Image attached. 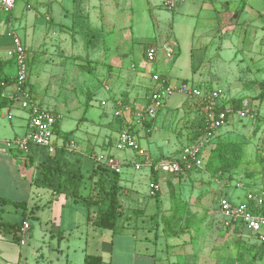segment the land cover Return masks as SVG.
Here are the masks:
<instances>
[{
  "label": "rangeland",
  "instance_id": "1",
  "mask_svg": "<svg viewBox=\"0 0 264 264\" xmlns=\"http://www.w3.org/2000/svg\"><path fill=\"white\" fill-rule=\"evenodd\" d=\"M93 1L98 9L99 6L103 9L101 11L104 13H101V17L105 16L106 18V20L104 19L102 22L103 29L101 30V35L104 38L103 40H106L104 44L107 51L105 62L112 63L114 65V71L117 72L120 70L122 74L128 75L132 73L130 68L131 64H136L138 66L142 60L144 61L141 53L143 47L155 45L158 49H162L163 45L164 47L170 46L173 45L174 42L175 56L171 67L175 77L170 79L165 76L170 79V82H180L186 79L189 82L200 83L202 86L205 84L213 87L218 86L224 90L225 94L229 96L228 98L237 96L245 97L249 100L253 110L258 108L259 103L253 100L255 89L247 91L242 90V84L239 85L238 81L233 80L231 63H228L227 66H223L222 62L217 59L209 58L208 52H204L205 48L201 46V44L204 43L203 38H205V36L203 37L200 35L203 26L200 24L199 20H196L197 12L199 11V1L176 0V5L173 9H169L164 5L165 0ZM251 1L254 6L260 7L264 5V0ZM17 2L23 4V0ZM37 2H39V0H29L34 10L40 7ZM178 5L183 11L182 16L177 15ZM104 6H107L110 10L108 11L107 9L105 12ZM193 10H195L194 13L191 12ZM203 12L205 13L204 10ZM203 12L200 13L201 18L204 17ZM90 24L92 27H99L100 24L98 17L96 18L92 13ZM76 32H73L74 36H71L72 33L69 31L68 41L72 39L74 42L73 53L79 54V57H83L78 61H83L80 63L82 81H85L86 85L90 84L89 86H94V96L91 103L93 107L90 109V113L93 111V113L96 112L100 118L102 117L99 121L101 122L100 125L97 126H100L99 130L103 129V131H107V128L110 127L111 115L107 106V108H102L101 104L98 105L100 102L99 99L101 97H107L110 92L112 93V98H123L124 94L126 97V79L119 76V74L115 75L112 66L110 70H106V68L102 67L103 62L99 63L98 67H96V64L92 65V61L88 59L90 56L89 52L84 44V37H86L84 36V32L88 33V30L83 29L80 33ZM39 43H37V45L33 44L34 47H32L28 58V71L30 75L28 88L30 94L33 99L36 97L37 99L42 98L44 104L50 106L53 104L57 105L56 102L58 100L68 99L66 109L62 110L63 117L61 119V129L66 131L71 130L75 133L77 130V117H75L76 113L74 114V112L77 110L70 108L69 101L75 98L78 99L79 102H82L81 100L85 99L87 95V92L83 91L86 85L83 86L82 82L77 83L78 85L73 84L75 90L72 92L71 89H65L63 88L64 85H61L65 79L57 78L55 79L58 80L56 81V86H58L56 94L54 96L50 95V88L46 86L50 78L47 77L48 74L44 73V66L46 63L50 65L51 59H49L50 61L48 60V62L45 61L48 56L45 57L40 52ZM59 57L60 56L57 55H51L54 66L60 62L64 64H69L71 62V58L68 57L67 54H65L63 59ZM76 63L77 61L74 60V69L77 67ZM196 68L198 69L196 70ZM93 69H95V71ZM57 71V69L52 68L50 73L54 74ZM105 71L110 72L109 77L103 76ZM13 72L15 74V69H12V73ZM223 73L228 75L222 76ZM215 76L220 78L219 82L217 81L218 79H214ZM63 78H66V76ZM104 83L109 85V91L103 88ZM236 86L238 89L235 90L234 88ZM161 110L162 108L158 111L157 115ZM157 115L153 119V121L156 120V123H158L160 119V116ZM188 116L189 115L184 114L182 119L185 120ZM254 117L256 118L254 119ZM263 119L264 105L259 106L257 113H255L253 117H246L240 121H237L235 117L232 119L231 122L233 125L234 122L237 121V124L241 123V127H238V124L236 129H233V132L230 131L231 134L226 135L216 148L211 151L205 170L203 168H197L191 171L194 179L189 183L187 182V186L185 185V192L188 191V198L186 199L188 202L185 203L181 198V193L184 194V191L180 187L177 188L168 184L164 187L165 192L162 197L159 191H156L154 196H146L148 187V178L146 175L147 168L143 167L144 169L136 170L133 166H127L129 163H125L123 167L124 172L118 173L112 168L110 163L106 162L109 158L115 159L111 155L102 156V158L99 159L96 154L94 160L95 163L97 162L96 167L93 164L94 166H91V171H93L92 174L90 176H85L79 171H83L86 167H89L88 161H84L83 159L80 162L82 158H75L72 155V152L76 151L75 146L73 148H68L67 153L69 156L67 154L66 158L61 157L63 160V167L65 168V173L72 170L77 173L79 172L82 178L86 177V179H83L79 184L77 195L85 205L81 202L72 204L70 198L60 199V201L65 202V204L67 203L62 216L64 221H67L68 218L71 217L70 221L73 220L75 225L78 224L73 231H68L67 237L60 243V248L63 249V253H69L71 264H78V261H76L78 249L75 253L71 252V249L76 248L79 242L75 238L77 230L79 233L84 232L86 205L89 206L88 214H90V217H88V219L94 224L93 222L95 219H97L109 206V196L116 195L120 205V214L117 218L119 229L130 220L129 223L131 222L132 225L138 222L139 227H137L139 229L135 228L134 230L135 234L138 236L143 234L145 225H150V229H155L157 231V241L152 239L154 235L152 233L150 236L151 238L149 237L150 243L147 244V246L149 245L148 247H155V244L156 247H162V254L156 259L157 264H172L170 261L173 259L176 260V264H264V245L256 241L255 238H253L254 235L248 232L247 228L244 226L240 234L231 232V230H229L231 229L230 226L223 225L222 219L220 220L217 215L218 211L216 207L219 195L218 192L221 189H231L232 186H243L256 180V176L259 174L262 176L264 171ZM95 121L96 120H94L93 123H96ZM188 122L189 120L183 122V127L186 129L195 128L196 125L194 122L190 124ZM158 126L159 128L154 132L155 135L162 134L163 136L171 137L175 139L180 146L181 143L182 146L185 144L184 139L175 136L172 125L164 123L158 124ZM59 133L61 134V131H59ZM116 135L115 132L112 133L113 137ZM75 136L79 137V133L77 132ZM138 141L141 145H147L144 137H139ZM110 143L112 144V141H109V144ZM116 143L117 140H115L114 143L115 147ZM103 146L104 145H102L101 148H103ZM95 152H100V149L96 147ZM113 153L115 157L120 160L128 161L131 159L130 156L133 158V150L129 148L120 149L116 147L113 148ZM67 157L70 158L68 159ZM20 158H22L26 166L36 162L35 166L37 168L41 167V161H44V163L46 162L47 165H55L56 163V159L53 157L46 158L45 156L44 158V154L38 152L30 154L26 158L22 155ZM155 159L158 160V158ZM62 160H60L61 163ZM202 170L209 176L207 175L206 177L205 173H201ZM189 174L190 172L188 175ZM180 176L179 178L184 177L183 175ZM124 177L131 180L133 179L132 181L140 194L144 199L148 200L151 205H155L154 203L156 202L158 211L151 215L150 219H143L144 217H148V215L144 214L145 210L142 206H134L131 202L125 201L128 197L125 192L126 188L119 184V181H122ZM186 179L187 177L183 179L184 182ZM69 182L70 180H68L67 183L73 184ZM205 185H207V189L204 188ZM70 187L71 185L66 189ZM127 191H129V188H127ZM171 199L172 204L170 203ZM178 200L180 202H178ZM158 204H160L161 207H159ZM21 211V208L15 207L12 204H0V220L6 222H20L22 217ZM41 213L44 216V211ZM140 218L142 220H140ZM41 219H43V217ZM31 225V230L25 235V243L23 245L18 241L9 240L11 247H0V259H3L6 264H65L64 256L56 249V247H58L57 236L54 235L51 237L49 232L44 230V224L39 220L32 218ZM172 233L178 238L176 245H171L169 243L170 240L168 237L172 236ZM125 237L127 240H122L119 234L113 236V253L109 258L110 260L108 259L111 264H121L123 260L126 261L130 259V254L121 253L119 250V247L131 246L132 236L125 235ZM165 239L167 241L166 245L164 244ZM66 245L70 247H66ZM174 247L176 248L174 249ZM96 248L98 247L90 248L88 252L100 254V250L96 251ZM139 259L140 258L137 257V260ZM139 262L141 261L135 264H139Z\"/></svg>",
  "mask_w": 264,
  "mask_h": 264
},
{
  "label": "crops",
  "instance_id": "2",
  "mask_svg": "<svg viewBox=\"0 0 264 264\" xmlns=\"http://www.w3.org/2000/svg\"><path fill=\"white\" fill-rule=\"evenodd\" d=\"M17 1L19 0H16L12 9L8 11L0 8V75L12 77L10 84H8L2 91V96L7 100H11V95L15 94L16 91V86L13 81L15 74L14 72L12 73V69H15V64L13 63V59L7 54V50L11 47L12 36H18L21 39L27 50V58H29V53L32 50V47H34L33 44L37 45V43L40 42L38 45L40 52L45 57L48 56L45 61L48 62V60L51 59L50 65H48L49 63H46L44 66V73L48 74L47 77L50 78L46 83V86L50 88V95L54 96L56 94V89L58 87L56 86V81L58 80L55 79L57 78L65 79L61 85L63 84V88L65 89H71L72 92L75 90L73 84L78 85L77 83L82 82V85L85 86L86 82L82 81L81 78L82 70L80 63L83 61L78 62L80 58L83 57H79V54L73 53L74 42L72 39L69 40L71 42L68 41V34L70 31L72 33L71 36H74L76 31L80 33L83 29L88 30V33L84 32V36H86L84 37V44L89 52L90 56L88 59L92 61V65L96 64V67H98V64L103 62L102 67L106 68V70H110L112 66L115 75L119 74V76L126 79V97L124 94L123 98H112V93L110 92L107 97H101L99 99L100 102L102 100L106 101V105L101 106L102 108L106 106L108 107L106 108L111 115L110 127L107 128V131H103V129L99 130L100 126L97 125H100L101 122L99 121L102 117L100 118L96 112L93 113V111H91L90 113V109L93 107L91 103L94 96V86H89L90 84H87L86 88L83 89L84 92H87L86 98L81 100L83 104L75 98L71 99L72 101H69L70 108L77 110L74 112V114L76 113L77 115H75V117H77V130L75 129V133L73 131L70 132L71 130L66 131L61 129V119L63 117L62 110L66 109L68 99L58 100L56 102L57 105L53 104L52 106L48 104L45 105L42 98L37 99L36 97V101L42 108L50 110L56 115L58 133L59 131H61V134L69 132L68 141L65 142L66 149L69 148L67 144L69 142L72 143L73 147H76V151L72 152V155L75 158H82L80 162L83 159L84 161H88L89 167H86L85 170L82 171L85 176L91 175V166L93 167L97 163L94 161L96 154L99 159L102 158V156L105 157L111 155L121 164L124 163L125 165V163H129L127 166H133L134 162H138L141 164L140 169L143 167L147 168L146 175L148 183L154 181L153 179L156 178V181L154 182L158 187L161 197L165 192L164 187L168 184L177 188L180 187L184 191V194L181 193L183 202H188L186 200L188 198V191L185 192V188L187 182L189 183L194 179V177H192V172H190L189 175L186 174L184 177L179 178L180 176H175L173 173H165L156 168V165L161 159L179 152L182 143L180 146L175 139L163 136L162 134L155 135L154 132L159 128L158 124L165 123L172 125V130L175 136L184 139V143L194 139L197 136L194 134L199 131V124H202L203 127L205 124L203 115L200 113L199 102L194 99L186 98L180 94H174L165 101L162 110L157 115L160 116L158 123H156L155 120L147 125L145 123L148 122H136L133 118V113L143 108L149 100V96L154 86L152 82V75L154 73L169 77L170 79L175 77L171 67L174 57L168 60L165 56L164 49L162 48L158 49L156 59L149 63L144 56V51L149 47L146 46L143 47V50L141 51L144 61L142 60L140 62L138 65L139 67L136 64H131L130 68L132 73L128 75L122 74L120 70L116 72L114 71V65L112 63L105 62L107 58L106 46H104L106 40H103L104 38L101 35V30L103 29L102 22L104 19L106 20V18L105 16L101 17V13L103 12L101 10L103 9L101 6H99L98 9L93 0H39L37 3L40 7L36 10L30 5L29 0H23V4H20ZM197 1H199V11L197 12L196 20H199L200 24L203 26L200 35L203 37L205 36V38H203L204 43L201 44V46H204L205 48L204 52H208L209 58L217 59L222 62L223 66H227L228 63H231L230 66L233 71V80L238 81L239 85L242 84L243 91L255 89L253 100L259 103L258 108L260 105H264V5L260 7L254 6L251 0ZM107 9L108 11L110 10V8H107L106 6L105 12ZM194 11L195 10L191 12L194 13ZM201 12H203V18L200 17ZM91 13L95 15L96 18L98 17L100 23L99 27L91 26ZM182 14L183 11L178 5L177 15L182 16ZM90 29H92L93 32ZM173 45H175L174 42ZM162 47H164V45ZM65 54L71 58V62L69 64L60 62L54 66V61H52L51 55H57L60 56V59H63ZM74 60L77 61L76 69L73 67ZM52 68L57 69L58 71L51 74L50 71ZM197 69L198 68H196V70ZM93 70L95 71V69ZM109 74V71H105L103 76L109 77ZM227 75L228 74L223 73L222 76ZM64 76H66V78H63ZM170 79H168V81H170ZM214 79H218V82L220 81L218 76H215ZM29 80L30 75L28 77V87ZM181 81L188 80L184 79ZM194 84L200 85V83ZM203 87L211 89L218 86L213 87L205 84ZM234 89L236 90L238 87L236 86ZM226 97L228 98L229 96L226 95ZM86 99L87 106L85 105ZM233 99L246 98L238 96L229 98V100ZM100 102L98 105H100ZM117 102H121L127 107L122 109V114L118 117L113 114L117 109ZM258 108L253 110L251 107L252 117L257 113ZM184 114L189 115L185 120L182 119ZM233 118L234 117L217 131L212 142H210L205 148L206 156L208 155V150L221 142L226 135H230L231 132H233V129H236L238 124V127H241V123L237 124V121L242 119L237 118V121L234 122L233 125L231 122ZM255 118L256 117H254V119ZM94 120H96V123H93ZM186 120H189V124L194 122L196 125L195 128L186 129L183 127L182 123L186 122ZM26 122V113L20 109L16 100L0 107V199H8L10 201L22 203L24 206H15L13 203H9L22 210L21 221L10 223L20 224L23 220H26L30 227L23 236L18 233L19 231L16 232L18 240L12 238L13 234L11 232H6L0 228V247H11L9 240L18 241L23 245L25 243V235L31 230V219L33 218L44 224V230L48 231L51 237L54 235L57 236L58 247H56V249L64 256L65 264H71L69 253H63V249L60 248V243L67 237L68 231H73L78 224L75 225L73 220L70 221L71 217H69L67 221H64L62 217L67 203L65 204V202L60 201V199L65 197L62 194H56L44 185L41 186L36 184L34 181L36 176V162L26 166L22 158H20L22 157L20 156L21 154L8 149L5 145L7 139L22 136L26 133ZM124 126L129 127L134 131L136 139L144 137L147 144L146 146L141 145L138 139L137 141L140 145V149L144 151L145 155H139L137 152L133 151V158L130 156L131 159L128 161L120 160L115 157V154L113 153V148H116L114 143L118 138L119 129ZM77 132L79 133V137L75 136ZM113 132L117 134L115 137L112 136ZM109 141H112V144H109ZM100 145H104L103 148H101ZM96 147L100 149V152H95ZM155 158H158V160ZM123 167L121 173L124 172ZM201 173L205 172L202 170ZM207 175L208 174L205 173L206 177ZM260 176L261 174L256 176V180L243 186H232L231 189L224 188L218 192L219 195L216 207L218 211L217 215L220 220L222 219V216L218 208L219 198L225 196L233 202H239L244 199L245 194L249 191H264V171L262 176ZM185 177H187V179L184 182L183 179ZM84 179H86V177ZM132 180L124 177L122 181H119V184L126 188L125 192L128 197L125 201L131 202L134 206H142L145 210L144 214L148 215V217H144L143 219H150V216L158 211L156 202L154 203L155 205H151L148 200L144 199ZM127 188H129V191H127ZM204 188L207 189V185H205ZM146 196H149L148 187ZM68 198L72 200H70L72 204H78L80 202L84 204L81 200H74L75 198L73 197ZM178 202L180 201L178 200ZM170 203L172 204V199L170 200ZM0 204L6 203L0 202ZM158 205L161 207L160 204ZM86 206L84 232L79 233L77 230L75 238L79 242L76 248L71 249V252L74 253L78 249V255L76 256L78 264H83V259L87 254H97L88 252V249L93 247H98L95 249L96 251L100 250V254L98 255L102 258V264H111L109 258L113 253V236L116 234L121 235L122 240H127L125 235L132 236L133 238L130 247H119L121 253L123 252L124 254L131 255L130 259L126 261L123 260L121 264H135L138 261H141L139 264H157L156 259L161 256L162 247H156V244L155 247L147 246V244L150 243L149 237L152 233L154 234L152 239L155 241L158 239V234L155 229H150V225H145L143 234L138 236L134 232L135 228L139 229L138 222L132 225L131 222L129 223L130 220H128L126 225H123L119 231L113 233L111 230L99 228L92 224L88 220V217H90V214H88L89 206ZM43 211L44 216L41 213ZM42 217L43 219H41ZM140 220L142 219L140 218ZM229 230L233 232L232 229ZM247 231L250 232L248 229ZM168 238L171 245L177 244L178 238L175 234L172 233V236ZM253 238L258 241L255 236H253ZM21 239H23V243L20 242ZM166 242L165 239V245ZM66 247L70 246L66 245ZM175 248L176 247H174V249ZM137 257L140 259L137 260ZM170 262L172 264L177 263L175 259ZM0 264L6 263L3 259H0Z\"/></svg>",
  "mask_w": 264,
  "mask_h": 264
},
{
  "label": "built area",
  "instance_id": "3",
  "mask_svg": "<svg viewBox=\"0 0 264 264\" xmlns=\"http://www.w3.org/2000/svg\"><path fill=\"white\" fill-rule=\"evenodd\" d=\"M16 0H0V8L3 10L12 9ZM164 5L173 9L176 0H165ZM165 56L171 59L175 55L174 45L163 47ZM7 54L13 59L15 64L14 83L16 86L15 94L11 95L19 104L20 109L26 113V133L5 141L8 149L14 150L21 155H27L31 147H41L48 153H54L58 144H62L55 133L57 117L50 110L42 108L39 103L32 98L28 88V58L26 47L18 36L11 37V47ZM158 47L149 46L144 51L145 59L152 62L156 59ZM154 84L147 104L133 113L136 122H150L156 117L158 111L164 106L165 101L174 94H180L186 98L194 99L199 102L201 114L204 119L202 132L194 139L187 141L179 152L168 155L161 159L156 168L165 173H184L191 172L193 169L202 168L206 158L205 148L212 142L217 131L227 124L232 117L243 119L252 116L250 102L240 99L237 107H233L229 98L226 97L221 88L215 87L206 89L203 86L188 81L170 82L158 73L152 75ZM105 90H109L107 84H103ZM101 105L106 101L102 100ZM117 109L113 112L118 117L122 114V109L127 108L123 103L117 102ZM69 148H73L72 143H68ZM116 147L123 149L129 148L139 155H145L140 149L134 131L129 127L119 129ZM112 168L122 172L124 163H119L116 159H107ZM134 168L140 169L141 164L133 163ZM149 195L154 196L158 187L154 181L148 183ZM219 212L222 216L223 225L234 226L243 224L255 237L264 245V191H249L244 199L233 202L228 197L222 196L218 200ZM26 220L21 222L19 234L22 236L29 229ZM23 243V239L20 240Z\"/></svg>",
  "mask_w": 264,
  "mask_h": 264
},
{
  "label": "trees",
  "instance_id": "4",
  "mask_svg": "<svg viewBox=\"0 0 264 264\" xmlns=\"http://www.w3.org/2000/svg\"><path fill=\"white\" fill-rule=\"evenodd\" d=\"M11 81H12V77L0 75V107H3L5 105H7L8 103H11L13 100H15L13 97L11 100H7L2 96V91L4 90V88L8 84H10ZM13 81H14V77H13ZM230 101H231V104L233 107H237L240 99H233ZM85 105L87 106V99H86ZM151 122L152 121L145 123V124L148 125ZM202 129H203L202 124H199V131L197 133H195L194 135L196 136V135L200 134L202 132ZM70 132H72V131H70ZM55 133H56L57 137L60 139V141L62 142V144H58L56 146L54 153H48L46 151V149L35 146V147H31L30 152L27 155H23V156L26 158L28 155L38 152V153L44 154V158L46 156V158L53 157L54 159H56L55 165H47L46 162L44 163V161H41L40 162L41 167L40 168L36 167V176L34 178V181L38 185H41V186L44 185V186L50 188L56 194H62L65 198L73 197V198H75L74 200H80L81 198H79L77 196L78 195V188H79V184L84 179V178H82L81 174H84V173L81 170L79 171L81 174L79 172L77 173L76 171H72V170H69L68 173H65V168L63 167L64 166L63 160L61 159V157L66 158V155L68 154L67 149L65 147V142L68 139L67 134L69 132L63 133V134L58 133L57 121H56ZM219 143H217L216 145H214L213 147H211L208 150V155L206 156L204 165L202 166V168L204 170H205V166L207 165V161H208V158L210 156L211 151L214 148H216V146ZM68 156H69V154H68ZM67 158L69 159L70 157H67ZM164 158H167V157H164ZM60 160H62V163L60 162ZM77 163H79V162H77ZM37 165H39V164H37ZM95 167H96V165H95ZM188 173L189 172H184V173H178L176 175L177 176L178 175L179 176L180 175L185 176ZM64 176H66V177H64ZM68 180H70V182H72L73 184H71L70 182H69L70 184H68L67 183ZM153 180L156 181V178H154ZM68 185L69 186L71 185V187L69 189H66L69 187ZM0 202L1 203H13L15 206H24L20 202H14V201H10L8 199H0ZM119 214H120L119 201H118L116 195H110L109 196V206L106 208L105 211H103L98 216L97 219H95V221L93 223L95 226H97L99 228L108 229V230H111L113 233H116L117 231H119V228L117 225V218H118ZM20 225H21V223L20 224L19 223H10V222L0 220V228H2L6 232H11L13 234L12 238L15 240H18L16 232L19 231ZM243 228H244L243 224L234 225L231 227L233 232L237 233V234H240V231ZM83 264H102V258L98 254H87L83 259Z\"/></svg>",
  "mask_w": 264,
  "mask_h": 264
},
{
  "label": "bare ground",
  "instance_id": "5",
  "mask_svg": "<svg viewBox=\"0 0 264 264\" xmlns=\"http://www.w3.org/2000/svg\"><path fill=\"white\" fill-rule=\"evenodd\" d=\"M128 104V103H127ZM144 123V122H143Z\"/></svg>",
  "mask_w": 264,
  "mask_h": 264
}]
</instances>
